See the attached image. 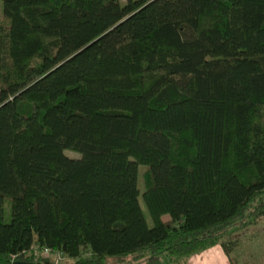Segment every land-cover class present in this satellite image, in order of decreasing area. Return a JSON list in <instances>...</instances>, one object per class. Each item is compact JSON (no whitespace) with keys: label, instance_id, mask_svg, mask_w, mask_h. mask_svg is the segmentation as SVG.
Segmentation results:
<instances>
[{"label":"trees","instance_id":"obj_1","mask_svg":"<svg viewBox=\"0 0 264 264\" xmlns=\"http://www.w3.org/2000/svg\"><path fill=\"white\" fill-rule=\"evenodd\" d=\"M0 3V264H236L221 240L264 218V0Z\"/></svg>","mask_w":264,"mask_h":264},{"label":"rangeland","instance_id":"obj_2","mask_svg":"<svg viewBox=\"0 0 264 264\" xmlns=\"http://www.w3.org/2000/svg\"><path fill=\"white\" fill-rule=\"evenodd\" d=\"M120 1L121 3H124V0ZM64 153L67 157H76V155L73 153ZM141 171L142 168H139V173H141ZM139 206L147 226H150V220L140 199ZM7 219L8 213L7 211H5L4 220L7 221ZM166 219V216L162 218V220ZM221 241L226 244H232L230 257L236 261V264H264V218L256 221L251 225H248L244 229L232 228L229 234L224 237ZM157 257L159 260L158 264H186L188 260L184 258L180 260L177 259L175 262H171L169 258H166L163 254H158ZM34 259L36 261H50L56 263L66 262V260L59 254H52L47 257H44L40 252H34ZM142 260L143 259H134L131 256L122 259L106 257L104 259V264H139L142 263Z\"/></svg>","mask_w":264,"mask_h":264},{"label":"crops","instance_id":"obj_3","mask_svg":"<svg viewBox=\"0 0 264 264\" xmlns=\"http://www.w3.org/2000/svg\"><path fill=\"white\" fill-rule=\"evenodd\" d=\"M186 264H228V262L222 250L218 246H214L189 257Z\"/></svg>","mask_w":264,"mask_h":264},{"label":"built area","instance_id":"obj_4","mask_svg":"<svg viewBox=\"0 0 264 264\" xmlns=\"http://www.w3.org/2000/svg\"><path fill=\"white\" fill-rule=\"evenodd\" d=\"M41 253H42V256L44 257L49 256V252L47 250H43Z\"/></svg>","mask_w":264,"mask_h":264}]
</instances>
